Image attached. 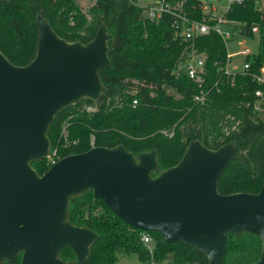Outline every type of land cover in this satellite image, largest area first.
<instances>
[{
    "label": "trees",
    "instance_id": "1",
    "mask_svg": "<svg viewBox=\"0 0 264 264\" xmlns=\"http://www.w3.org/2000/svg\"><path fill=\"white\" fill-rule=\"evenodd\" d=\"M179 0H173L176 2ZM137 0H93L81 12L75 0H0V54L13 66L22 67L34 57L41 17L53 33L67 43L84 45L102 26L107 34L109 66L98 72L103 91L96 101L80 99L60 110L47 131L48 153L57 160L93 147L123 146L133 156L153 151L159 172L175 166L191 142L209 150L232 144L236 153L220 173L216 191L220 195L256 194L264 185V118L252 110L253 92L258 88L249 78L220 77L214 62L222 64L223 41L209 34L194 40L193 48L203 54L207 81H202L203 102L192 101L196 84L174 68L191 43L172 39L171 18L158 22L142 20ZM242 23L240 35L250 40V26L257 28V50L245 60L252 71L264 64V10L256 0H244L226 14ZM136 105L131 107V101ZM87 108L92 111H87ZM40 176L50 166L46 158L31 163ZM67 220L97 235L83 264H116L122 255L134 256L140 264H206L202 253L179 242L165 243L154 232L152 255L139 241L140 230L120 221L91 192L69 199ZM145 233V232H144ZM257 237L228 235L222 264H253L260 256ZM62 262H74L68 248L58 253ZM18 255L11 263L19 264Z\"/></svg>",
    "mask_w": 264,
    "mask_h": 264
},
{
    "label": "water",
    "instance_id": "2",
    "mask_svg": "<svg viewBox=\"0 0 264 264\" xmlns=\"http://www.w3.org/2000/svg\"><path fill=\"white\" fill-rule=\"evenodd\" d=\"M33 59L22 67L0 54V264H83L97 235L67 220L69 199L91 192L123 223L154 232L165 243H184L206 264H222L228 235L248 233L261 244L264 264V185L258 193L220 195L217 180L236 153L232 144L186 147L178 163L157 169L153 151L133 156L123 146L91 147L57 160L38 176L31 163L48 153L54 116L103 91L98 72L109 66L107 34L100 26L81 45L58 38L44 19ZM72 251L75 261L58 253Z\"/></svg>",
    "mask_w": 264,
    "mask_h": 264
},
{
    "label": "built area",
    "instance_id": "3",
    "mask_svg": "<svg viewBox=\"0 0 264 264\" xmlns=\"http://www.w3.org/2000/svg\"><path fill=\"white\" fill-rule=\"evenodd\" d=\"M244 0H147L141 8L142 20L144 22L156 23L164 15L171 18L172 39L180 43H191L188 51L179 65L174 68L175 78L183 75L198 89L192 101L195 104L203 102L205 93L201 82L207 81L208 75L205 70V58L203 54L197 52L192 44L199 37L213 34L218 36L224 43L225 49L227 42L236 40L240 49L235 52H225L222 64L213 63L217 67L216 72L220 77L229 78L230 81L236 76L249 78L258 87L253 92L252 110L258 114H264V64L252 71L250 63L245 59L252 53L246 47H242L245 39L240 35L245 30V25L226 18V14L233 6H239ZM255 27V26H254ZM256 27H250L252 33H256ZM237 58H241L237 61ZM136 102L131 101V107ZM55 152L48 153L45 157L51 166L55 163L53 156ZM139 241L146 248L148 254L152 255L153 241L144 232L139 234ZM147 264H155L150 261Z\"/></svg>",
    "mask_w": 264,
    "mask_h": 264
},
{
    "label": "rangeland",
    "instance_id": "4",
    "mask_svg": "<svg viewBox=\"0 0 264 264\" xmlns=\"http://www.w3.org/2000/svg\"><path fill=\"white\" fill-rule=\"evenodd\" d=\"M147 0H137L136 4L142 8V6L145 5ZM77 8L81 12H85L88 7L92 4L93 0H75ZM256 6L259 9V11L264 10V0H256ZM252 28H255L253 25L250 26ZM256 32L258 31L257 28L255 29ZM253 38L250 40H245L244 43L242 44V47H246L250 53L254 54L257 50V38H256V33H253ZM238 42L236 40H231L227 42L226 44V52L231 53L235 52L240 49V46L237 45ZM185 54L183 55L182 59L184 58ZM236 59V58H235ZM237 61H240L241 58H237ZM181 62V61H180ZM179 62V63H180ZM179 63L177 65H179ZM201 104V103H200ZM87 111H92V109L87 108ZM261 116L264 118V114H261ZM48 155V153H47ZM48 162V159H46ZM116 264H140L139 261L134 256H126L122 255L117 258ZM146 264V263H145ZM164 264V263H163Z\"/></svg>",
    "mask_w": 264,
    "mask_h": 264
}]
</instances>
